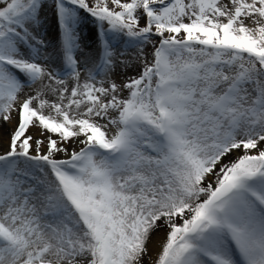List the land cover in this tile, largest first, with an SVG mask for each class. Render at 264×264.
<instances>
[{"label": "snow or ice", "instance_id": "obj_1", "mask_svg": "<svg viewBox=\"0 0 264 264\" xmlns=\"http://www.w3.org/2000/svg\"><path fill=\"white\" fill-rule=\"evenodd\" d=\"M0 264H264V0H0Z\"/></svg>", "mask_w": 264, "mask_h": 264}]
</instances>
